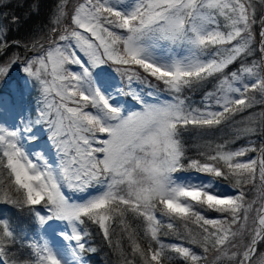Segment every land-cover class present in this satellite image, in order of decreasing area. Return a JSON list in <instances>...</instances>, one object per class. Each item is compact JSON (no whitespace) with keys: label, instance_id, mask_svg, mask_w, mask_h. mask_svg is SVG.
Listing matches in <instances>:
<instances>
[{"label":"snow or ice","instance_id":"6c2138e0","mask_svg":"<svg viewBox=\"0 0 264 264\" xmlns=\"http://www.w3.org/2000/svg\"><path fill=\"white\" fill-rule=\"evenodd\" d=\"M0 17V264H264V0Z\"/></svg>","mask_w":264,"mask_h":264},{"label":"trees","instance_id":"16d2710c","mask_svg":"<svg viewBox=\"0 0 264 264\" xmlns=\"http://www.w3.org/2000/svg\"><path fill=\"white\" fill-rule=\"evenodd\" d=\"M8 7L0 9V12L7 13L9 16L15 15L21 17V26L19 31H13L12 36L18 39H25L31 32L46 25L49 20L50 13L52 12L56 0H3ZM38 6V12L32 11V8ZM31 11V15H29ZM2 18V17H0ZM24 74L19 70H13L8 83L0 85V94L8 93L13 88H22V77ZM12 84H15L13 87ZM36 97L38 98V92L32 91L25 98L26 102H30L35 106ZM193 99L199 103L200 94L197 93L193 96ZM224 136V132L218 133L214 139L219 140ZM223 191H230L228 188H222ZM96 243L100 244L101 241L97 237ZM107 251V250H105ZM90 264H110L109 258L103 253L98 254L91 258Z\"/></svg>","mask_w":264,"mask_h":264},{"label":"rangeland","instance_id":"374dc122","mask_svg":"<svg viewBox=\"0 0 264 264\" xmlns=\"http://www.w3.org/2000/svg\"><path fill=\"white\" fill-rule=\"evenodd\" d=\"M73 2H75V0H73ZM21 79H22L21 82H22V88H23V86H24V76H23ZM12 85H13V87H15V84H12ZM13 90H16V89L13 88L12 91H13ZM32 91H37V92H38V89H32L31 91H30L29 89H25V98H26V96H27L28 94H30ZM3 95H7V93H6V94H3ZM38 98H39V96H38ZM38 98L36 97V100H37ZM122 99H123V98H122ZM125 102L127 103V106H128V107H130V108L135 107L134 102L131 101L130 99H127Z\"/></svg>","mask_w":264,"mask_h":264}]
</instances>
